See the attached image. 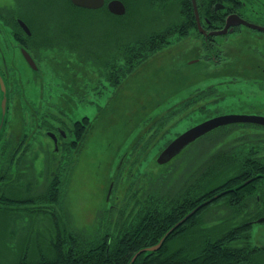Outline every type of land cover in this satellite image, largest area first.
Here are the masks:
<instances>
[{"label": "rangeland", "instance_id": "obj_1", "mask_svg": "<svg viewBox=\"0 0 264 264\" xmlns=\"http://www.w3.org/2000/svg\"><path fill=\"white\" fill-rule=\"evenodd\" d=\"M122 1L127 6L126 12L128 7L129 11L118 16L109 14L107 7L76 10L68 5V0H0L2 6L35 13L33 20L20 17L32 33L28 43L35 42L38 56L35 59L37 69L31 68L19 50V42L11 34L13 29L8 15L13 16L11 12L15 9L0 10L3 21L0 22V70L4 72L3 62L6 61L10 86L7 88L9 111L6 112L9 119L0 144V172L10 173L6 193L17 198L27 192L40 194L53 175L60 174L61 179L67 180L61 198L70 230L81 238L97 235L94 233L107 218V211L112 215L109 210L117 202H124L121 206H133L127 200L133 193H138V187L148 190L152 180L169 177L184 155H179L180 152L166 163H160L158 158L170 142L168 139L176 138L177 131L203 121L215 113L212 110L215 108L241 112L264 105V93L250 81L222 82L212 72L217 69L215 62L202 68L204 63L201 65L199 61L201 37L195 30L196 33H189L155 53L126 80L114 85L112 80L106 79L110 69L105 61L117 52L113 46L118 41L117 47H120L126 39L141 42L140 39L151 36L164 38L170 27H175L178 32L186 30L181 25L179 3L173 6L170 2L162 9L160 6L164 4L159 2L157 10L150 6L149 0ZM238 8L254 17L264 15V0H245ZM252 36L255 42L257 39L254 34ZM146 43L142 42L138 52ZM134 75L138 76L134 78ZM209 84H213L212 87ZM203 89H207L205 97L208 99L225 96L217 106L208 104L204 110L199 109L201 101L187 104L183 110L189 114L174 126L172 121L161 132L156 128L152 130L167 108L187 96L193 100V93L203 94ZM3 95L0 89V121ZM59 113L67 126L71 121L69 116L83 118L88 115L90 123L82 127V135H75V141L66 144L59 141L58 146L47 134L49 123H43V118L52 121ZM240 128L228 129L229 133L220 139L215 136L213 141L217 149L231 151L234 147L240 150L253 140L255 156L263 158L262 145L256 135L249 133L246 127ZM13 149L20 159L18 164L22 163L20 168L11 166ZM176 157L179 158L177 163ZM175 178L173 174L171 180ZM222 208H218L215 215L221 219L216 220L221 224V230L231 225L224 220L240 222L241 217L231 219L233 212ZM214 214L205 212L202 220L206 224L201 225L202 229L207 225L213 226L212 229L218 227L215 220L211 221ZM48 218L35 219L23 213L17 216L0 214V260L13 264L25 251L32 260L37 259L42 250L49 253L50 237L56 230L53 220ZM199 238L203 243L209 237L202 233ZM251 241L255 245H264V222L253 224Z\"/></svg>", "mask_w": 264, "mask_h": 264}, {"label": "trees", "instance_id": "obj_2", "mask_svg": "<svg viewBox=\"0 0 264 264\" xmlns=\"http://www.w3.org/2000/svg\"><path fill=\"white\" fill-rule=\"evenodd\" d=\"M159 2L164 5H158ZM170 2L173 6L174 3H179L184 18L193 9L192 0H149L150 6L157 10L160 7L163 9ZM68 5L76 10L90 9L77 6L71 0H68ZM106 9L110 14L111 11ZM30 19L33 20V17ZM191 19L181 22L186 30L178 32L175 27H170L165 31L164 38L158 35V38L145 37L147 39H140L141 42L138 39H126L123 63L121 60L117 69L116 64L108 65L110 75L107 74L106 79L112 80L114 85L126 80L155 53L168 47L173 41L188 36L193 23ZM142 42H147L146 46L138 52ZM111 67L114 68L113 71ZM137 76L134 75V78ZM6 84L10 88L8 79ZM192 96L193 100L187 96L167 108L165 114L159 119L156 118L152 130L156 128L161 132L172 121L174 126L187 116L189 113H185L184 106L198 103L202 93H193ZM197 97L198 101H195ZM189 100L191 101L188 102ZM199 109L202 110V107L199 106ZM57 116L58 120L52 121L43 118V123L64 121L61 113ZM69 118L76 119L73 126L76 127L78 135L81 134L82 127L90 123L88 115L83 118ZM180 132L177 131L175 135ZM219 132L220 129L212 130L185 148L179 154L184 155V158L177 163L179 158L176 157L177 164L169 177L162 176L152 180L148 190L138 187V193H133L127 200L133 206H121L124 202L114 204L115 207L109 210L112 215L107 211V218L103 219L100 229L94 233L97 235L94 236L86 235L81 238L70 230L65 204L61 198L62 188L67 180L61 179L60 174H54L40 194L27 192L25 196L17 198L6 193L10 173L0 172V183L4 182L0 185V214L17 216L23 213L30 218L43 217L44 220L50 217L56 230L50 237L49 253H43L42 250L39 257L32 260L25 251L13 264H264V245H255L251 241L253 224L264 222L258 221L264 216L263 158L254 160L251 157V144L240 150H235L234 147H231V151L227 148L218 150L213 138L218 136L217 139H220ZM72 137L75 138V133L69 134V142H72ZM12 153L11 166L18 165L20 168L22 163L18 164L20 159L17 158V151L13 149ZM23 153L26 154V151ZM237 154L242 157H237ZM202 158L205 160L201 161ZM30 162L33 164L32 160ZM173 174L177 178L171 180ZM203 202L207 203L177 226L157 250L142 252L131 262L132 256L138 250L157 244L172 226ZM220 207L233 212L231 219L241 217L240 222L224 220L231 225L221 230V224L216 221L221 219L215 216ZM206 211L211 215L215 213L211 221L218 223L216 229H212L213 226L208 227L209 225L201 228L202 224H206L202 220ZM35 219L32 220L33 223ZM31 228L35 230L34 225ZM202 233L209 238L200 243L199 236ZM176 238L178 240L173 241ZM0 264L6 263L0 260Z\"/></svg>", "mask_w": 264, "mask_h": 264}, {"label": "flooded vegetation", "instance_id": "obj_3", "mask_svg": "<svg viewBox=\"0 0 264 264\" xmlns=\"http://www.w3.org/2000/svg\"><path fill=\"white\" fill-rule=\"evenodd\" d=\"M26 1L28 2L29 0ZM107 3L108 2H106V4ZM244 3L245 0H214V2L213 0H197V9L193 7V9L187 12L185 18L181 15V13L180 15L182 21H184L185 19L186 21H188L192 17L191 20L193 21V23L191 27L192 30L190 31V33L196 31L197 33H195L199 37H201V51L199 53H202L199 61L201 65H203L202 63H204L202 68L206 69L207 63L211 64L212 62H215V66H217V69H213L214 71L212 72H214L215 75H218L222 82L229 81L238 83L243 80L250 81L251 85H256V89L264 93V30L253 27L252 25H249L244 22L236 23L240 21L239 17H241L249 23L264 26V15L262 14L257 17H254L249 12L238 8L240 4ZM2 9H15L14 12H11V15L13 16L8 15L13 29L11 30V34L13 35L15 40L19 42V50L21 54H23L22 48H27L34 57V59H37L38 56L37 54H35L36 47L35 45H33L35 44V42H32L33 44L28 43V36H30V34L24 29V27L20 23V19H23L20 16L35 17V13L31 10H27L26 13H24L19 8H8L7 6L0 5V10ZM234 14H236L238 17H234L232 23L227 26L229 16ZM1 21L2 19L0 17V22ZM13 21L15 22V24H12ZM4 25L5 27L8 26L6 23ZM14 25H16V27ZM226 26V31L221 33L214 32L218 30H223L224 28H226ZM252 34H254V37L257 39L255 42ZM182 38H180L179 40H181ZM123 43H125V40L121 43L123 46L120 45V47H117V45H119V41L116 45L113 46L114 49L117 50V52L105 61L106 65L113 66L114 64H116L117 69L121 60L123 63ZM241 43H247V45L245 46V44ZM119 48H121V51H119ZM3 65V69H5V73H3L5 79H7V62L4 61ZM113 69L114 68L111 67L112 71ZM218 84L219 83H217V85ZM209 85L211 86L213 84ZM216 92H218L217 88ZM205 96H207V89H203V94L200 99L202 104V110H204L208 106V104L210 105L214 103L217 106V103L219 104L220 100H222L225 95L217 96L216 98L212 96L209 99ZM243 109L245 110L250 108ZM212 110L215 113L212 115H208L204 120L227 114H246L264 117V105L252 111L226 112L222 111V109L217 110V108ZM53 120H58V116L55 117ZM74 121H76V119H72L69 122L68 126L64 125L63 122H61L60 120L56 121V123L51 122V124L46 125L48 129L47 134L51 136L53 140H55L56 144L59 143V141H61L62 144H66L69 142L68 136L70 133H75V135L77 134L76 127L73 126ZM7 123L8 120L6 122V127ZM240 127H246L247 129H249V133L256 135L257 141L260 142L262 145V148H260V150L263 153L262 156L264 159V123H259L256 121H239L219 126L217 129H220L219 134L221 138L222 136L227 135L229 133L228 129L237 130L241 129ZM5 132L6 128L3 130L2 135L0 137V144L2 143ZM80 135H82V133ZM71 140L75 141L76 138L72 137ZM248 144H251V157L261 159L262 157L255 156L253 140H250ZM57 145L59 146V144ZM262 173L264 175V164Z\"/></svg>", "mask_w": 264, "mask_h": 264}, {"label": "water", "instance_id": "obj_4", "mask_svg": "<svg viewBox=\"0 0 264 264\" xmlns=\"http://www.w3.org/2000/svg\"><path fill=\"white\" fill-rule=\"evenodd\" d=\"M72 2L76 5L87 7V8H99L102 5H104L105 0H72ZM193 4H194L195 9H197V1L196 0H193ZM108 8L112 12L117 13V14H123L126 12V6L122 0H110L108 2ZM234 17H238V16L236 14L229 16L227 26H229L232 23V20ZM239 18H240V21H238L236 23L244 22V23H247L249 25H252L253 27L264 30V26L249 23L246 20L242 19L241 17H239ZM20 23L27 30V32L30 33V29L26 25V22H24L22 19H20ZM227 26L223 30H218V31H214V32H216V33L224 32V31H226ZM22 52L25 55L26 59L29 61V63L34 68H36L37 67L36 63H35L33 57L30 55V53L24 48H22ZM0 87H1L2 92L4 94L3 99H2L3 118L0 121L1 122V124H0V136H1L5 117H6V112H7V108H8L7 84H6V80H5L1 71H0ZM239 121H256L259 123H264V117L255 116V115H246V114H227V115L216 116V117L207 119L205 121H202L198 124L193 125L192 127L187 129L186 131L179 134L172 141H170L165 146V148L161 151L159 158H158V161L160 163H166V162L170 161L175 155L182 152L190 144H192L193 142H195L197 139L204 136L205 134L209 133L210 131L214 130L215 128H218L219 126H222L224 124H228V123H232V122H239ZM206 203L207 202H203L200 205H198L197 207H195L191 212H189L180 221H178L174 226H172L157 244L152 245V246L143 247L140 250H138L132 256L131 262L134 261V259L140 253H142L144 251H150L151 252V251L157 250L163 244L166 237L171 232H173L177 226H179L184 221H186L196 210H198L200 207H202ZM263 220H264V216L258 219V221H263Z\"/></svg>", "mask_w": 264, "mask_h": 264}]
</instances>
